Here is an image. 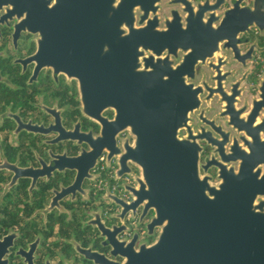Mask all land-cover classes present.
Here are the masks:
<instances>
[{"label":"flooded vegetation","instance_id":"flooded-vegetation-1","mask_svg":"<svg viewBox=\"0 0 264 264\" xmlns=\"http://www.w3.org/2000/svg\"><path fill=\"white\" fill-rule=\"evenodd\" d=\"M110 2L132 18L66 19L43 35L39 16L55 0H0V264H123L148 247L161 228L136 190L137 160L156 137L197 135L200 172L215 183L221 164L239 169L237 151L264 150L239 139L248 133L215 92L245 87L232 105L246 106L247 120L264 79V30L240 33L239 53L254 46L246 62L222 42L192 68L182 1ZM52 31L61 51L48 43L39 55ZM263 117L250 134L264 138Z\"/></svg>","mask_w":264,"mask_h":264},{"label":"water","instance_id":"water-1","mask_svg":"<svg viewBox=\"0 0 264 264\" xmlns=\"http://www.w3.org/2000/svg\"><path fill=\"white\" fill-rule=\"evenodd\" d=\"M178 1L185 5L187 34L192 31V68L199 59L205 61L219 50L222 42L235 52L239 61L250 58L253 45L239 53L240 33L252 27L264 30V0L244 5L243 0H236L223 12H218L223 0L196 4L190 0ZM107 3L110 6L102 0H55L42 9L44 15L39 18L43 20L38 22V27L46 35L47 28L49 32L61 28L66 19L132 18L129 9L115 8L110 0ZM172 18L182 16L174 11ZM52 33L57 39L44 37L39 55L47 51L48 43L58 44L61 51V32ZM234 88L230 89L232 93L224 88L215 89L220 99L226 101L229 123L248 133L240 138L233 135L231 146L238 145V138L248 146L253 142L264 146V138L247 131V124L255 121L264 109V79L261 92L252 100L247 120L240 117L246 106L232 105L245 87ZM258 124H264V117ZM197 137L160 136L152 144H146L149 150H143L141 159L137 160L143 167V178L136 190L139 195L146 194V205L154 208L155 221L161 229L148 247L135 250L132 246L123 264H264V150L237 151L235 158L237 155L242 158L239 169L221 164V180L215 183L209 175L200 172L201 146ZM222 156L226 160L227 156Z\"/></svg>","mask_w":264,"mask_h":264}]
</instances>
